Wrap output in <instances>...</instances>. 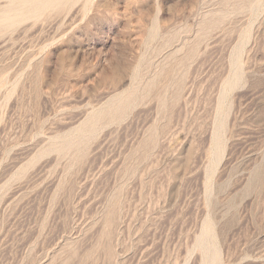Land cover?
<instances>
[{
	"label": "rangeland",
	"instance_id": "obj_1",
	"mask_svg": "<svg viewBox=\"0 0 264 264\" xmlns=\"http://www.w3.org/2000/svg\"><path fill=\"white\" fill-rule=\"evenodd\" d=\"M0 264H264V0H0Z\"/></svg>",
	"mask_w": 264,
	"mask_h": 264
}]
</instances>
